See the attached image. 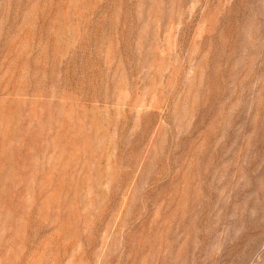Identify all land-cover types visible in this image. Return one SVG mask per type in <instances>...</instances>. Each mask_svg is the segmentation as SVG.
<instances>
[{
    "label": "rangeland",
    "instance_id": "374dc122",
    "mask_svg": "<svg viewBox=\"0 0 264 264\" xmlns=\"http://www.w3.org/2000/svg\"><path fill=\"white\" fill-rule=\"evenodd\" d=\"M0 264H264V0H0Z\"/></svg>",
    "mask_w": 264,
    "mask_h": 264
}]
</instances>
